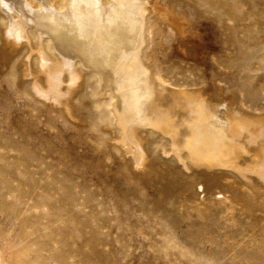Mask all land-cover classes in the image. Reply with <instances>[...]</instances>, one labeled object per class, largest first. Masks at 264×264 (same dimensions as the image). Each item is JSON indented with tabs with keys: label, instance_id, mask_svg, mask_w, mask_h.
<instances>
[{
	"label": "rangeland",
	"instance_id": "1",
	"mask_svg": "<svg viewBox=\"0 0 264 264\" xmlns=\"http://www.w3.org/2000/svg\"><path fill=\"white\" fill-rule=\"evenodd\" d=\"M160 3L176 17L173 33L164 25L152 41L161 81L207 87L206 97L263 115L264 0ZM3 25L0 264H259L248 236L256 208L231 215L228 204L212 202L213 193L228 194L223 181L183 169L154 146L136 170L108 140V110L90 74L72 102L75 119L39 103L22 76V52H2ZM202 202L207 211L197 215L191 207Z\"/></svg>",
	"mask_w": 264,
	"mask_h": 264
},
{
	"label": "bare ground",
	"instance_id": "2",
	"mask_svg": "<svg viewBox=\"0 0 264 264\" xmlns=\"http://www.w3.org/2000/svg\"><path fill=\"white\" fill-rule=\"evenodd\" d=\"M163 5L160 0H0L2 52L19 49L30 95L69 119L76 117L72 102L85 88L83 76L95 78L97 99L103 98L108 110V140L136 170L145 169L154 146L183 169L223 181L228 194L213 193L212 202L228 204L231 215L235 207L257 209L260 216L248 236L257 247L252 259L264 264V114L206 97L207 87L175 89L161 81L152 41L164 25L173 33L176 20L174 9ZM191 209L202 215L207 205Z\"/></svg>",
	"mask_w": 264,
	"mask_h": 264
}]
</instances>
